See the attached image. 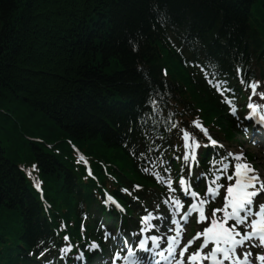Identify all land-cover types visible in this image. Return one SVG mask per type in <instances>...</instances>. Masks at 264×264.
I'll return each mask as SVG.
<instances>
[{
  "label": "trees",
  "instance_id": "trees-1",
  "mask_svg": "<svg viewBox=\"0 0 264 264\" xmlns=\"http://www.w3.org/2000/svg\"><path fill=\"white\" fill-rule=\"evenodd\" d=\"M156 9L168 24L157 25ZM261 30L264 0H0V264H30L58 225L19 163L40 162L45 197L55 213L68 211L66 219L76 215L77 199L91 196L69 140L108 163L119 183L145 185L142 198L150 202L155 183L112 138L138 127L129 140L142 146L143 122L134 121L147 98L159 95L186 120L191 105L181 94L189 86L207 122L226 137L234 127L217 96L168 50L170 35L188 53L186 39L199 35L231 75L234 64L264 56ZM165 66L183 82L163 77ZM78 224L70 232L80 238Z\"/></svg>",
  "mask_w": 264,
  "mask_h": 264
},
{
  "label": "snow or ice",
  "instance_id": "snow-or-ice-1",
  "mask_svg": "<svg viewBox=\"0 0 264 264\" xmlns=\"http://www.w3.org/2000/svg\"><path fill=\"white\" fill-rule=\"evenodd\" d=\"M156 11L157 25L170 22L166 13H161L158 9ZM215 39L219 40V35ZM186 43L190 46V54L185 57V62H191L201 68L206 84L219 94L220 102L232 116L238 118V121L245 122L244 130L247 131L249 125L264 128V84L260 81L249 84L252 93L249 101L255 96L258 102L246 101V111L238 113V109L234 107V89L226 77L222 78L219 62L214 54L207 51L208 46L203 38L199 35L190 37L186 39ZM137 50L138 46L134 44L133 51ZM201 52L205 55L203 61L199 59ZM179 54L184 55V49H180ZM235 71L240 83H244V70L236 67ZM164 74H167L166 71ZM146 104L147 107L142 106V111L134 123L139 126L141 122L144 125L151 122L155 127L160 123V115L163 112L160 96L147 98ZM165 123L169 131H178L182 137L183 151L175 157L183 160L182 174H178V180H173L170 167L166 166L163 160L153 165L151 172L147 167L143 169L164 186L166 191L160 202L153 206V211L144 209L147 214H141L136 231L118 238L105 230L104 242L112 239L119 244V250L113 249L109 264H264V171L257 170L246 159L244 152L230 151L223 141L214 138L209 129L197 120L191 122V127L198 130L195 132L188 131L186 127L180 128L179 122L172 117H166ZM136 130L138 127L130 126L123 136L113 133L112 138L124 147L125 152L135 162L148 159L151 163L143 147L132 148L129 137L133 136ZM198 136L206 138L203 143ZM207 149L213 150L209 153L213 159H204V150ZM83 159L82 156L81 161ZM201 160L211 169L210 183L205 184L203 192L197 189L204 182L208 169L196 170L199 169ZM40 166L37 161L32 163L30 168L21 169L33 181V187L38 192H42V182L33 173H39ZM157 168L160 170H156ZM132 188L139 191L141 186L133 185ZM123 191L129 196L132 195L128 188ZM213 197L218 198L219 206L209 209ZM134 199L139 200L140 197L137 195ZM102 200L105 205L111 202L124 211L112 196ZM191 219H195L202 228L194 237L185 240L184 228ZM64 240L68 241L69 237L65 236ZM197 241L198 246L193 248ZM43 243L44 241H40V244ZM72 248L71 244L62 247L60 258L65 259ZM84 249L90 252L103 251L97 241L86 243ZM47 251V248L41 250L40 257ZM74 259L81 264H87L84 250L79 251ZM49 264L52 262L49 261Z\"/></svg>",
  "mask_w": 264,
  "mask_h": 264
},
{
  "label": "rangeland",
  "instance_id": "rangeland-1",
  "mask_svg": "<svg viewBox=\"0 0 264 264\" xmlns=\"http://www.w3.org/2000/svg\"><path fill=\"white\" fill-rule=\"evenodd\" d=\"M7 124H9V123H7ZM4 131L3 130H1L0 131V134L1 133H3ZM3 136H5L4 134H1L0 135V137H3ZM238 139L240 140L241 138L240 137H238ZM241 141V140H240ZM243 141H244V139H243ZM248 142L247 141H245V142H242V144L240 145V150H244V149H246L247 148V146H248V144H247ZM2 144H3V142H1L0 141V146H2ZM233 148H235V149H237V147H233ZM232 148V149H233ZM252 150L255 152V165L257 166V170H260V171H264V153L263 152H261L260 150H258V148L256 149V148H252Z\"/></svg>",
  "mask_w": 264,
  "mask_h": 264
}]
</instances>
